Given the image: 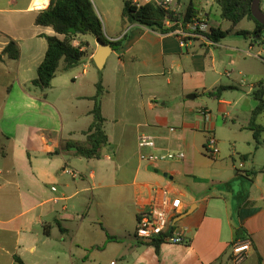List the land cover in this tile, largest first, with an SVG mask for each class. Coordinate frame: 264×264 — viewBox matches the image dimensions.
I'll return each mask as SVG.
<instances>
[{"label": "crops", "instance_id": "1", "mask_svg": "<svg viewBox=\"0 0 264 264\" xmlns=\"http://www.w3.org/2000/svg\"><path fill=\"white\" fill-rule=\"evenodd\" d=\"M207 1L189 14L229 30L218 43L181 42L174 33L123 22L124 0H91L105 37L122 45L99 71L92 65L96 40L92 46L86 36L74 39L73 46L86 44L82 64L63 71L61 63L41 90L32 81L47 49L44 36L54 32L35 25L31 0H0V54L10 41L19 48L17 60H0V264H233L230 247L244 237L252 250L240 264H264V147L252 130L241 142L217 135L250 125L256 104L250 96L260 83L251 69L264 55L262 38L248 20L231 28L217 0ZM187 8L176 0L173 10ZM97 83L108 142L100 159L86 160L62 148L85 142ZM219 86L226 87L220 98L208 95ZM239 103L249 114L241 122L228 112ZM140 135L184 159L141 161L140 152L153 151L139 150ZM209 135L217 140L215 158L204 151ZM162 190L182 203L171 223L186 229L185 244L156 248L134 238L138 214Z\"/></svg>", "mask_w": 264, "mask_h": 264}, {"label": "trees", "instance_id": "2", "mask_svg": "<svg viewBox=\"0 0 264 264\" xmlns=\"http://www.w3.org/2000/svg\"><path fill=\"white\" fill-rule=\"evenodd\" d=\"M252 0H217V5L220 9V18L231 24L234 28L243 20H248L254 23V35L261 38V33L264 31V25L258 23L250 13V5ZM194 10L192 1L184 14L173 13L165 11L161 7L149 3L145 5L135 6L131 0H124L121 18L122 21L128 24L141 25L153 31L167 33L175 29L166 28L164 20L170 19L172 22H179L186 25L191 21L192 16L189 12ZM35 25L50 28L53 36H44L47 49L44 59L37 68L36 78L32 81V85L45 90L49 87L51 80L60 70L68 71L81 65L85 51L81 48L86 44L82 42L78 46H73L74 39L90 35L96 41L111 46L112 50L118 49L122 45V40L109 41L104 33L101 20L99 19L91 0H51L47 9L38 12L35 18ZM229 30L223 31L220 28L209 27L208 31L203 36L211 42L218 43L227 34ZM237 35L246 37L248 32L239 31ZM5 57L9 60H17L19 58V48L14 41H10L0 54V60ZM100 83H97V94L94 96V106L90 114L92 115V122L88 128L83 131L85 136L84 143L67 141L62 149L73 150L74 154L86 160L100 159L101 149L107 145V136L105 134L103 124L104 119L100 112ZM226 87L219 86L213 92H209V96L220 98ZM264 88L262 83H258L256 89L252 92V97L255 101V107L251 111L250 129L253 131V137L258 145L260 142L259 135L260 127L255 124L256 118L264 112ZM61 149V150H62ZM55 154H59L56 151ZM46 233V232H45ZM47 234V233H46ZM108 241L116 240L114 237H107ZM160 241L153 243H143L146 245H153L156 248Z\"/></svg>", "mask_w": 264, "mask_h": 264}, {"label": "built area", "instance_id": "3", "mask_svg": "<svg viewBox=\"0 0 264 264\" xmlns=\"http://www.w3.org/2000/svg\"><path fill=\"white\" fill-rule=\"evenodd\" d=\"M176 0H131L135 6L145 5L153 3L165 11L174 12V3ZM51 0H31L30 9L33 11H43L50 5ZM164 26L166 28L175 29L171 30L179 37L181 42L188 37L202 38L212 44L213 42L206 39L203 34L209 29L206 22L201 19L191 20L186 25H182L179 22H172L170 19L164 20ZM78 46V45H75ZM201 116L204 120L209 119V112L206 110L201 111ZM173 131V129H169ZM137 145L141 151L144 148H148L153 152L150 154L139 153V159L148 163L149 165H156L164 162H181L185 155L182 152H175L168 149H157L155 141L152 137L146 135H140L138 137ZM158 151L157 153L154 151ZM205 153L211 157H217L219 150L217 146V140L213 135H209L204 145ZM67 174L73 176L71 171H65ZM54 190V188H52ZM182 212V203L177 197H170L167 191L162 190L159 193L155 192L151 203L148 207L141 211L136 220V226L134 230V238L140 243H153L154 241H160V243H172V244H185L186 229L183 226L171 223L172 219L179 216ZM252 250V243L248 237L239 238L235 240L230 247L231 262L233 264L242 263ZM111 264H115L112 262Z\"/></svg>", "mask_w": 264, "mask_h": 264}, {"label": "rangeland", "instance_id": "4", "mask_svg": "<svg viewBox=\"0 0 264 264\" xmlns=\"http://www.w3.org/2000/svg\"><path fill=\"white\" fill-rule=\"evenodd\" d=\"M180 1V6L184 8H186L189 5V0H179ZM207 0H192V4H193V8L195 10H198L200 8H205L206 4H207ZM103 25V24H102ZM261 44L264 48V32L262 33L261 36ZM86 39L88 40V42L93 46V37L90 35H86ZM83 44V43H82ZM261 61L257 60V62L253 64V67L251 69V71H253L254 73H256L258 75V82L262 83V86L264 88V55L261 57L260 59ZM249 67V66H247ZM90 70L92 71V73L94 75H98L99 72H97L96 70H94V68H90ZM98 73V74H97ZM242 79L246 80L247 82H251L250 81V73H244V77H242ZM246 91L249 89V86L245 87ZM244 90V89H242ZM252 97V95L250 96ZM264 99V96H263ZM231 101L233 102H237L235 101V99L233 98ZM238 103V102H237ZM230 110V109H229ZM236 113V115L239 117V122L243 121V120H247L246 118H248L249 114L245 113V107L243 105H240V103L238 105L235 106V110L234 107L228 111V112H234ZM240 111V112H237ZM221 119V118H220ZM255 124L260 127L261 132L259 135V140L260 142L264 141V112L262 114H260L256 120H255ZM227 127H229L231 125L230 122H227ZM234 132L230 133L228 132V128L225 129H220L217 132V135H219L222 139L226 140L228 137H230L231 135H235L236 138H238V141H243L245 140V136H249L250 132V127H245L244 131L242 130L241 132H239L238 130V125L236 126H230ZM257 144V143H256ZM258 145V144H257ZM259 146H263V144L259 145Z\"/></svg>", "mask_w": 264, "mask_h": 264}, {"label": "water", "instance_id": "5", "mask_svg": "<svg viewBox=\"0 0 264 264\" xmlns=\"http://www.w3.org/2000/svg\"><path fill=\"white\" fill-rule=\"evenodd\" d=\"M250 13L258 23L264 25V12L260 9V0H252ZM96 43L97 50L92 58V65L100 71L103 68L106 58L111 53L112 48L110 45L102 43L101 41H96ZM189 98L193 99L194 95ZM178 220L179 218L177 217L175 221Z\"/></svg>", "mask_w": 264, "mask_h": 264}]
</instances>
